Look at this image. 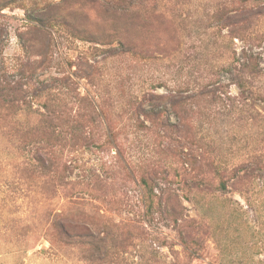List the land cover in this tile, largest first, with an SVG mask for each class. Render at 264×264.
Instances as JSON below:
<instances>
[{
	"label": "rangeland",
	"instance_id": "1",
	"mask_svg": "<svg viewBox=\"0 0 264 264\" xmlns=\"http://www.w3.org/2000/svg\"><path fill=\"white\" fill-rule=\"evenodd\" d=\"M0 264H264V0H0Z\"/></svg>",
	"mask_w": 264,
	"mask_h": 264
}]
</instances>
